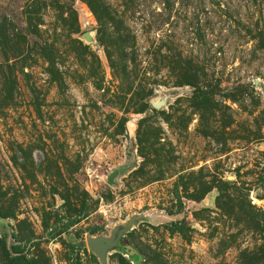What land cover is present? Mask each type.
<instances>
[{
	"label": "rangeland",
	"instance_id": "obj_1",
	"mask_svg": "<svg viewBox=\"0 0 264 264\" xmlns=\"http://www.w3.org/2000/svg\"><path fill=\"white\" fill-rule=\"evenodd\" d=\"M0 264H264V0H0Z\"/></svg>",
	"mask_w": 264,
	"mask_h": 264
},
{
	"label": "water",
	"instance_id": "obj_2",
	"mask_svg": "<svg viewBox=\"0 0 264 264\" xmlns=\"http://www.w3.org/2000/svg\"><path fill=\"white\" fill-rule=\"evenodd\" d=\"M120 234L121 233L115 236V232H113L108 239L103 237L94 239L90 238L87 240L88 249L93 252L102 263H104L106 252L110 249L119 247Z\"/></svg>",
	"mask_w": 264,
	"mask_h": 264
}]
</instances>
